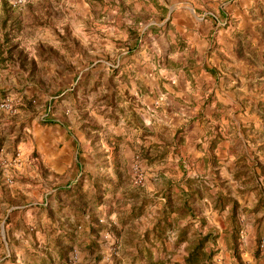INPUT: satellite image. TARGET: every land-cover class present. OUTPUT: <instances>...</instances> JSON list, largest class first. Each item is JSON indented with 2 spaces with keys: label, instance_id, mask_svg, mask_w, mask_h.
Wrapping results in <instances>:
<instances>
[{
  "label": "rangeland",
  "instance_id": "rangeland-1",
  "mask_svg": "<svg viewBox=\"0 0 264 264\" xmlns=\"http://www.w3.org/2000/svg\"><path fill=\"white\" fill-rule=\"evenodd\" d=\"M29 1L26 9L34 0ZM45 2L53 8V13L35 18L32 15L24 16L22 11L25 8H12L0 0L2 31L5 33L8 29L11 35H20L22 51L28 57L45 56L46 59L58 60L55 63L20 61L22 54L20 55L19 48L17 50L14 43L0 45L2 57L7 59L6 63L0 64L3 67L0 87H8L3 89L7 92L2 100L7 97L16 101L22 99L19 113L16 116H6L18 120L19 114L23 113L24 116L32 115L33 119L40 120L46 109L55 105L54 102L57 101L56 105H59L67 98L66 102H70V108L65 111L67 115L72 110L80 112L89 108L104 117L107 123L104 132L96 126L91 128L95 134H103L109 150L108 159H103L99 165L102 173L94 180L92 177L86 178L82 184L81 192L89 194L88 196L80 199L63 193L61 197L69 205V209L62 214L72 213L76 235L75 244L68 251V260L64 264H134V254L144 247L156 259L168 258L172 262L183 263L186 251L183 246L176 245L177 232H169L164 246L144 242V237L149 233L148 236L152 238V233L161 227L162 212L167 202L164 194L171 184L164 178H169L176 186L185 174L184 170L190 173L194 168H190L189 159L182 156L185 144L175 146V150L171 145L172 140L179 139L180 136L184 138L185 135H178V131L173 137L172 130H159L170 142L169 149L164 145L163 150L156 148L151 155H145L149 137L152 136L148 134L141 113L137 111L138 98L129 91L136 83L139 88L146 86L152 75L163 79L167 73L178 71L179 67L174 63L179 64L176 58L181 55L178 53L179 45L170 46V41L173 43L175 39L174 30L164 27L166 7H195L201 14L211 12L218 16L221 9L229 10L231 0ZM60 5L63 10L59 9ZM21 23L25 25L24 31L20 27ZM34 25L41 26V29ZM64 38L66 46L61 45ZM41 41L50 43L52 48L38 46ZM53 48L57 50L56 56L53 55ZM67 55L70 58H66ZM54 66L58 67L59 75L57 79H50L49 70ZM59 82L63 83L61 90H54L53 88L59 87ZM40 85L45 86V90ZM30 87L37 93L24 95L25 88ZM98 87L103 88L104 93L99 94ZM250 96L246 106L250 107L248 118L251 121L246 123L243 119L240 129L236 122H229L226 130H221L218 134L234 137L232 144L235 151L243 152L241 147L244 149V144L238 139V134H242L249 147L247 152L254 158L245 160L238 173H230L228 185L221 183L223 178L220 176H217V183L219 191L236 199L241 206L238 211L241 229L237 235L241 260L246 258L245 251H251V256L246 258L244 264H264V92L258 96ZM95 97L91 102L90 99ZM245 114L247 112L244 107L243 110L233 112V116L240 115L246 119ZM7 134L14 140L25 137L18 135L19 132L14 134L13 129ZM158 138H162L161 134ZM18 154L20 158L17 157ZM21 155V151L14 152L12 159L6 162L8 167L13 170L20 165ZM17 158L20 159L19 162L16 161ZM78 161L83 163L84 168H95L90 159L79 158ZM136 178H141L143 183L137 185ZM98 182L101 184H96ZM206 196L205 200L211 206L202 201L203 206L197 209H212L213 214L208 213L205 227L197 223L195 228L206 233L212 226L213 232L218 236L216 244L211 245V249L217 251L212 264H243L233 250L232 233L235 223L227 218V210L223 213L214 210L213 203ZM135 206L142 210L131 217V210ZM187 223L186 220H180L178 225L184 226ZM60 236L58 234L53 240V245H57V256L62 246L68 245L59 239ZM241 248H244V252Z\"/></svg>",
  "mask_w": 264,
  "mask_h": 264
},
{
  "label": "crops",
  "instance_id": "crops-1",
  "mask_svg": "<svg viewBox=\"0 0 264 264\" xmlns=\"http://www.w3.org/2000/svg\"><path fill=\"white\" fill-rule=\"evenodd\" d=\"M45 1L34 0L22 14L35 18L52 14L53 8ZM232 1L229 10L221 9L218 16L211 12L201 14L195 7H166L164 27L174 30L175 39L173 43L170 41V46L179 45L181 55L176 58L179 64L171 60L179 67L178 71L167 73L165 81L152 75L146 86L139 88L136 83L129 91L138 98L137 111L152 136L145 155H151L156 148L163 150L164 145L169 149L170 142L165 139L164 130H172L173 137L179 131L178 135L182 133L184 138L172 140L171 145L175 150V146L185 144L182 156L189 159L190 168L194 167L189 169L190 173L184 170L186 175L183 174L182 179H200L214 193L219 191L217 176L223 178L222 184L228 185L230 173H238L245 160L254 158L247 152L245 136L238 134L239 141L244 144L243 152H239L233 147L234 137L218 133L225 131L229 122H236L238 129L243 119L249 123L251 111L246 106L247 98L264 92V0ZM59 9L63 10V6ZM20 27L25 30L24 24ZM34 27L41 29L39 25ZM8 31L4 33L0 25V45L14 43L22 54L20 61L58 62L45 56L28 57L22 51V37ZM62 41L61 45L66 46V38ZM40 45L48 47L50 43L41 41ZM2 51L0 49V54ZM53 51L56 56V48ZM1 68L0 65V75ZM57 75L58 67H51L48 77L57 79ZM62 86L59 82V87L53 89L60 91ZM40 88L45 90L43 85ZM3 89L8 87H0V101L7 92ZM102 90L97 88L99 94L104 93ZM34 93L37 92L32 87L23 92L29 96ZM94 99L96 97L90 101ZM66 100L59 105L54 102L40 120L23 113L18 120H13L0 113V264H64L60 255L67 253L66 247L62 246V250L65 249L57 256L53 240L58 234H61L59 239H63L73 231L74 219L72 213L62 214L69 205L61 197L63 193L71 197L75 187L84 184L86 178L94 180L102 173L100 163L108 159L109 150L103 134H95L91 128L96 126L104 132L107 124L104 117L89 108L80 112L72 110L67 115L65 111L70 108V102ZM243 107L246 119L233 116L235 110H243ZM12 129L14 134L19 132L18 135L25 136L24 139L14 140L7 134ZM160 134L162 138H158ZM16 151L22 152V161L12 170L6 162ZM79 158L92 160L95 168H84ZM164 179L173 183L169 178ZM203 201L210 205L207 200ZM141 210L135 206L130 216ZM208 213L213 214V210L203 211L207 220ZM182 246L185 249L186 244ZM241 250L244 252V248ZM251 253L245 251L244 255L247 258ZM246 258L242 259L243 264Z\"/></svg>",
  "mask_w": 264,
  "mask_h": 264
},
{
  "label": "trees",
  "instance_id": "trees-1",
  "mask_svg": "<svg viewBox=\"0 0 264 264\" xmlns=\"http://www.w3.org/2000/svg\"><path fill=\"white\" fill-rule=\"evenodd\" d=\"M2 53L0 54V64L7 62V59L2 57ZM174 186L175 184L171 183L164 194L167 202L162 212L163 216L160 229L152 233V238L147 233L144 237V242L160 243L164 246V243L169 238V232L175 231L177 232V247L186 244L184 262H172L168 258L156 259L152 252L145 247L140 248L139 252L134 254L132 262L134 264H212V260L217 254V251L211 249V245L216 244L218 236L215 235L212 229H208L204 233L202 230L195 228L197 223H200L202 227L206 226L203 211L197 209L203 206L202 201L205 199V195L213 203L214 210H218L221 213L227 210V218L235 223V230L232 233L234 240L233 250L235 251V255L238 256L239 261H242L239 256V244L237 242V235L241 229L238 223V211L241 208L239 202L229 195L224 194L222 191L214 193L200 179H182L177 183L176 188ZM81 191L82 185L80 184L72 191V196H77L81 199L89 195ZM180 220H186L188 223L184 226H179L178 223ZM75 238L74 230L68 232L67 235L65 234V237L61 241L68 243L65 246L67 253H61V259L68 260V251L75 244Z\"/></svg>",
  "mask_w": 264,
  "mask_h": 264
},
{
  "label": "built area",
  "instance_id": "built-area-1",
  "mask_svg": "<svg viewBox=\"0 0 264 264\" xmlns=\"http://www.w3.org/2000/svg\"><path fill=\"white\" fill-rule=\"evenodd\" d=\"M5 3H7L12 8L16 9H24L29 4V0H1ZM22 99H18L17 101L13 98L7 97L4 100L0 101V112L8 115V116H16L19 113V107L21 106ZM18 158H20V155H17ZM18 161L19 162V160ZM17 162V163H18ZM15 163V165H18ZM14 165V166H15ZM10 181V180H9ZM143 183V180L141 178H136V184L140 185Z\"/></svg>",
  "mask_w": 264,
  "mask_h": 264
}]
</instances>
